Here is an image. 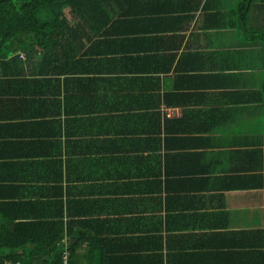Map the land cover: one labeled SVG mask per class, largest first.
<instances>
[{"label":"crops","instance_id":"1","mask_svg":"<svg viewBox=\"0 0 264 264\" xmlns=\"http://www.w3.org/2000/svg\"><path fill=\"white\" fill-rule=\"evenodd\" d=\"M66 13L0 64V264H264V0Z\"/></svg>","mask_w":264,"mask_h":264},{"label":"trees","instance_id":"2","mask_svg":"<svg viewBox=\"0 0 264 264\" xmlns=\"http://www.w3.org/2000/svg\"><path fill=\"white\" fill-rule=\"evenodd\" d=\"M67 9L85 18L89 15V0H0V64L17 60L22 50L36 48L44 33L67 27ZM261 98L264 100V84ZM66 253L69 256L65 263ZM70 255V250H61L52 264H71Z\"/></svg>","mask_w":264,"mask_h":264},{"label":"built area","instance_id":"3","mask_svg":"<svg viewBox=\"0 0 264 264\" xmlns=\"http://www.w3.org/2000/svg\"><path fill=\"white\" fill-rule=\"evenodd\" d=\"M69 256V254L68 253H66V255H65V263H66V261H67V257Z\"/></svg>","mask_w":264,"mask_h":264}]
</instances>
